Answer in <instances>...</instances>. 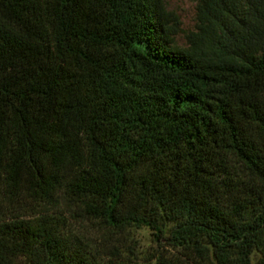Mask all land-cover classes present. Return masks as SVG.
<instances>
[{"label": "trees", "instance_id": "1", "mask_svg": "<svg viewBox=\"0 0 264 264\" xmlns=\"http://www.w3.org/2000/svg\"><path fill=\"white\" fill-rule=\"evenodd\" d=\"M194 1L0 0V264H264V0Z\"/></svg>", "mask_w": 264, "mask_h": 264}, {"label": "rangeland", "instance_id": "2", "mask_svg": "<svg viewBox=\"0 0 264 264\" xmlns=\"http://www.w3.org/2000/svg\"><path fill=\"white\" fill-rule=\"evenodd\" d=\"M163 9L175 17L178 22V30L171 37L173 48H187L186 35L197 31V18L194 0H161ZM105 245L111 250L116 251L117 257H131L141 262H149L156 254L157 245L155 244L150 231L146 227H129L121 233H117L105 240ZM167 251L166 246L162 247ZM256 255L252 256V263Z\"/></svg>", "mask_w": 264, "mask_h": 264}]
</instances>
